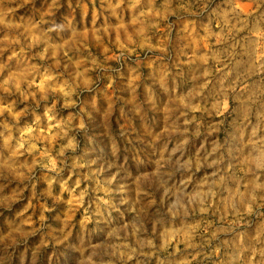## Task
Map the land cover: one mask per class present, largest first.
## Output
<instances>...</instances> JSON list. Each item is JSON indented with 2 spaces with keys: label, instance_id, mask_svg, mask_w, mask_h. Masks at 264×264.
Instances as JSON below:
<instances>
[{
  "label": "clouds",
  "instance_id": "1",
  "mask_svg": "<svg viewBox=\"0 0 264 264\" xmlns=\"http://www.w3.org/2000/svg\"><path fill=\"white\" fill-rule=\"evenodd\" d=\"M0 264H264V0H0Z\"/></svg>",
  "mask_w": 264,
  "mask_h": 264
}]
</instances>
